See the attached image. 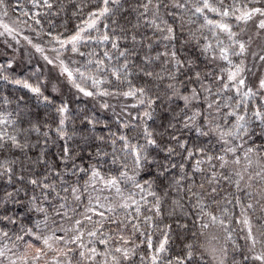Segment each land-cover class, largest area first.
<instances>
[{
    "label": "snow or ice",
    "instance_id": "obj_1",
    "mask_svg": "<svg viewBox=\"0 0 264 264\" xmlns=\"http://www.w3.org/2000/svg\"><path fill=\"white\" fill-rule=\"evenodd\" d=\"M0 37V264H264V0H0Z\"/></svg>",
    "mask_w": 264,
    "mask_h": 264
},
{
    "label": "trees",
    "instance_id": "obj_2",
    "mask_svg": "<svg viewBox=\"0 0 264 264\" xmlns=\"http://www.w3.org/2000/svg\"><path fill=\"white\" fill-rule=\"evenodd\" d=\"M22 2H24V3H28L29 0H22ZM14 15H18V13L13 14V13L10 11L9 16L6 17V18H4V19H5V22H6V23H12L13 20H14ZM75 22H76V21L73 19L72 21L69 22V25H68V26H69V27H72V26L74 25ZM27 34L32 35L33 38H35V34H34V33L29 32V33H27ZM4 39H5L4 37H0V54L4 53L5 50H6V45H5V43H4ZM20 47H21V52L16 54L18 59H20L22 53H24V52H26V51H33V50H31L30 47L27 46L23 41H22V44H21ZM7 51H8L9 53H11V49H8ZM27 59H28L27 55H24V56H23V61H22V62L19 64V66L17 67V74H18V75H27ZM2 61H3V56L0 55V62H2ZM37 61H38L41 65H43V63H44L43 60L40 59L38 53L35 54V55L33 56V62L35 63V62H37ZM0 87H2V85H0ZM24 92H25V90H20V93H19V94L23 95ZM77 103H79L81 106H84V105L89 104V100H88V98H86V97H81V99H80L79 101H77ZM74 106H75V105H74ZM53 151H55L54 148H53Z\"/></svg>",
    "mask_w": 264,
    "mask_h": 264
}]
</instances>
